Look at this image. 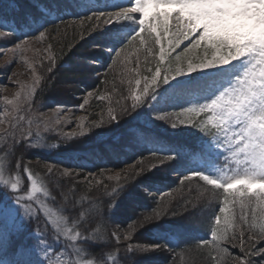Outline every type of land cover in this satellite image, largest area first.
<instances>
[{"label":"snow or ice","instance_id":"6c2138e0","mask_svg":"<svg viewBox=\"0 0 264 264\" xmlns=\"http://www.w3.org/2000/svg\"><path fill=\"white\" fill-rule=\"evenodd\" d=\"M130 4L131 6L117 5L118 10L99 9L73 16L74 19L96 20L106 26L126 27L122 22H129L128 26H134L126 33L117 34L120 40L119 50L112 49L117 58L126 48L135 46L137 51L143 48L155 59L158 48L159 59L154 71L151 68L147 69L151 73L150 77L143 79L133 77L136 90H133L132 79H129L128 94L131 97V104L121 105L119 112H116L114 106L109 107L106 123L118 125L122 117L137 112L145 105L151 108L160 95L162 85H170L173 80L182 76L197 80L200 89L197 94H202L203 102L181 107L180 115H186V119L177 116L174 120L167 111H153L152 118L169 122L172 128H176L179 123L180 126L193 127L202 133V137L197 140L198 147L194 155L199 156L213 169L214 160L221 155L220 149L230 154L224 156V159L233 161L234 168L225 164L224 169L228 171L224 169H214L211 172L192 171L184 176V180L198 177L207 185H211L212 189L222 190L225 194L218 211L220 214L226 212L227 214L214 216L210 230L211 240L201 242L205 247L210 245L211 251L216 253V256H211V252L209 253L214 264H218V259L231 260L233 264L237 260L240 264H253L251 259L246 258L251 249L246 251L243 244L248 242L254 247L257 238H264V222L259 221V218L264 217V207H261L264 204V0H131ZM32 7L44 13L48 12V8H41L36 0H33ZM83 7L95 8L90 3ZM168 8L174 11H161ZM8 9L10 12L20 10L16 0H9ZM24 17L36 23L33 21L31 11L25 12ZM59 20L61 23L64 22L63 18ZM0 27L5 29L0 31V37H4L6 32L15 35L19 30L16 17L8 19L4 13H0ZM91 27L92 25H89V28ZM37 31L38 35L24 34L16 48L22 49L29 37L42 41L46 35H51L47 27L40 26ZM185 41L189 43L184 46L182 54L175 56L177 66L173 68L171 55ZM50 49L51 46L49 51ZM47 59L49 63L46 71L51 73L58 57L50 54ZM166 60L169 61V67H163ZM135 62L139 68V56H136ZM146 62L150 63L147 59ZM112 63L116 65L118 60L114 59ZM33 73V86L25 90L29 103L37 90L36 85L44 79L42 75H35V69ZM133 73L137 76L142 75L136 69H132L128 74L131 76ZM193 73H197V77H193ZM213 74L219 79L213 80L210 84L209 80L212 79ZM177 83L180 81L177 80ZM5 101L7 104H13V101L8 100L7 97ZM79 107L82 108L83 105ZM7 119V116H3L0 118V123H4ZM103 123L105 122L101 121L95 126L99 127ZM43 131H52V129L45 127ZM136 134L147 135L142 130H136ZM4 136L5 144L0 145V151L5 155H11L18 144L25 147L37 146L38 140L34 142L33 138L41 136V129L38 127L33 132L29 127L19 130L18 135L16 132L11 135L5 132ZM66 138H74V134L73 137ZM8 140L11 141L10 144ZM180 151L184 152V149ZM152 155L160 161V164H167L176 159L177 152L161 150L159 153L153 152ZM21 161L22 157L16 161V169L21 168ZM159 166L153 163L147 171ZM129 168L130 171L121 170L124 174L123 180L121 173L108 177V180L117 181V186L105 188V194L109 197V211L116 206L115 198L146 171L138 165H129ZM23 171L27 174L29 184L25 189L26 195L19 194L21 192L19 172L14 179L5 178L3 166L0 165V188L10 192L18 206L14 208L6 200H0V264H61L60 256L69 249L76 253L77 258H69L63 261V264H116L119 248L115 252L108 253L106 261L81 258V253L86 250L77 245L95 243L98 237L95 236L94 231L85 234L89 233L88 228H84L81 232L80 225L75 220L69 227V216L54 212L50 207L41 204L38 193H42L45 197L51 195L41 174L34 173L28 165H23ZM72 174V170L65 167L59 177H55L54 168L46 166L43 175L48 176L55 186L61 189L59 195L63 202L74 204L76 202L70 200L69 196L70 194L75 196V187H69L64 191L59 183L61 178H71ZM229 196L233 198L231 209L226 208L229 204ZM52 200H55V197H52ZM254 200L256 208L252 207ZM237 204L240 210L239 216L236 214ZM41 214L45 217L44 229L48 227L52 229L49 234L51 242L40 225H36L29 235H25V221L32 223L33 220H39ZM164 215H167V212L163 208L154 209L151 214L130 224L123 237L124 240L129 241L124 246V251L129 254L147 255L165 250L166 244L131 243L135 231L154 223ZM237 224L240 225L239 231ZM112 237L119 244L120 236L116 232L112 233ZM29 239L35 242L29 244ZM233 240L240 243L241 250L246 253L244 257L233 256L228 248L223 246ZM62 241L64 244L60 249L54 247ZM252 254L264 257V249ZM259 264H264V261Z\"/></svg>","mask_w":264,"mask_h":264},{"label":"trees","instance_id":"16d2710c","mask_svg":"<svg viewBox=\"0 0 264 264\" xmlns=\"http://www.w3.org/2000/svg\"><path fill=\"white\" fill-rule=\"evenodd\" d=\"M89 1L93 0H36L41 8H48V12L44 13L32 7L33 0H16L20 8L19 12H10L8 9L9 0H0V13L7 15L8 19L16 17L19 29L17 32L19 33L25 29L39 30L40 26L47 27L51 31V35H46V37L54 41L56 48L52 55L58 59L51 73L46 71V66L40 67V74L44 79L35 92L38 103L39 100L40 104L45 106L73 103L77 101L75 95L91 88L95 89V94L93 93L95 97L96 94L103 96L108 93V105L114 106L116 112H119L121 105L125 103L130 105L132 102L128 94V81L135 76V73L131 76L128 73L132 69L142 72L149 64L146 59L149 61L153 58L143 48L137 51V47L129 46L119 58L114 54L109 60H106L102 46L119 42L120 40L116 39L117 34L126 33L134 26H128L129 22H122L126 27L121 28L119 25L106 26L96 20L74 19L73 16L83 14L82 8ZM54 5L56 7H53ZM27 11L32 12L33 21L36 23L24 17V13ZM60 18H63V23L60 22ZM98 24L99 26H97ZM89 25L92 27L89 28ZM5 36L9 41L15 37L8 32ZM119 46L117 50H119ZM136 56H139L140 59L139 68L136 66ZM114 59L118 60L116 65L112 63ZM92 61L101 64V71L98 74L95 72L98 66ZM48 63L47 61L46 64L48 65ZM125 64L126 66H124ZM70 75L76 79L70 88L71 91L67 97H64L63 93L55 92V89L57 83L64 81ZM113 88L116 89L112 90ZM95 97L90 98L88 103L90 107H94ZM117 101L119 103H116ZM145 107L146 105L138 109L137 112L122 117L118 125H110L105 122L85 134H74V138H66L73 137V134L56 132L53 128H50L52 131L47 132L41 129V136L33 138L34 142L38 140L37 146L25 147L18 144L12 150L11 155H5L3 151H0V163L13 179L19 172L21 181L19 194L26 193L25 189L29 186L23 165H28L34 173L41 174L51 193L48 197L44 196L45 205L69 216V227L75 220L79 223L81 232L84 231V228L89 229V233L85 234L94 231L95 236L98 237L95 243L79 244L86 250L84 256L87 259L106 261L107 254L115 252L119 248L116 264H121V262L123 264H139L141 260H146L145 264H214L211 256H216V253L211 251V246L205 247L203 244H199L193 235L198 232L204 234L210 232L214 222L212 216L221 206L225 194L222 190L212 189L211 185H207L198 177L191 180L183 178L177 181L176 176L173 175L178 173L188 161L189 151L195 147L197 134L200 132L193 127L190 128L192 130L184 128L183 131H178L160 120H155L150 125H144L140 122L139 116L140 113H144ZM34 125H30L34 129L33 132L38 128ZM136 130H142L147 135H137ZM8 143L10 144L11 141L8 140ZM4 144L3 133L0 134V145ZM152 146L154 149L155 147L159 148L158 151H155L158 153L161 150L176 151L177 157L172 162L160 164L158 168L147 171L152 163H160L152 155L153 152L149 151ZM180 149H184V152ZM21 157L22 166L20 169H16V161ZM128 163L143 167L146 171L115 198L116 206L111 211L108 210L109 197L105 194V188L117 186L115 179L108 180V177L94 176L89 180H78L84 173L120 168ZM46 166L54 168L55 177H59L60 173L57 174V172L60 171V168L67 167L72 171H78L76 177L59 180L64 191H67L69 187H75V196L70 194L69 198L76 203L62 201L59 195L61 189L57 188L48 176L43 175ZM168 188H171L174 194L171 201H164L166 195H161L159 199L154 198L152 191H162ZM148 190L150 191L148 192ZM213 193H218V195H213ZM52 197H55V200H52ZM228 199L229 204L226 208L231 209L233 198L229 196ZM0 200H6L14 208L18 207L14 203L12 194L3 188H0ZM164 202L167 203L164 204ZM158 205L159 208H163L167 212V215L135 231L136 240L142 243L166 244V249L141 255V257L138 253H126L124 246L127 242L121 241L117 244V241L111 236L113 225L123 222L132 224L143 216L151 214L154 209L159 210ZM252 207H257L255 200ZM261 207H264V204ZM226 214L227 212L217 213V215ZM236 214L240 215L238 204L236 205ZM198 215H203L204 220ZM259 221L264 222V217L259 218ZM44 222L43 214L40 215L39 220H33L32 223L25 221V235H29L36 225H40L51 242L49 234L52 229L51 227L44 229ZM239 228L240 225L237 224V231ZM28 241L33 242L32 239ZM60 246L61 244L54 245L57 249H60ZM228 263L230 260L219 261L218 259V264Z\"/></svg>","mask_w":264,"mask_h":264},{"label":"rangeland","instance_id":"374dc122","mask_svg":"<svg viewBox=\"0 0 264 264\" xmlns=\"http://www.w3.org/2000/svg\"><path fill=\"white\" fill-rule=\"evenodd\" d=\"M131 0H126L123 3V6H131ZM161 11H174L172 8L161 9ZM1 31V30H0ZM38 35V34H35ZM55 37V36H54ZM54 41L50 38H45L42 41H37L32 37L27 38V44L23 46L22 49H17L16 45L21 43L20 39H14L13 41H9L6 36L0 37V118L3 116H7V120L4 123H0V134L5 132H16L18 134L19 130L27 129L28 126L35 124L34 126L39 127L40 129L53 128L56 132L65 133V134H85L87 131H91L94 128H97L95 125L99 124L101 121L106 122L108 120V100L109 94L106 93L103 96H99L96 94L95 97V89H85L81 94L75 95L77 101L63 104H55V105H42L35 98V93L31 98V103L26 98L25 90L31 89L34 83V73L33 69H35V75L40 74V67L47 66L48 56L55 50L56 46L53 43ZM189 42L185 41L180 48L176 49L174 53L171 55V67L175 68L177 65L175 63V56L178 54H182V50L185 45ZM49 46L51 49L49 51ZM94 46V45H93ZM93 49L95 48L92 47ZM107 54H110V50H106ZM148 54V53H147ZM158 48L155 59H149L150 63L148 66L141 72L142 75H135V79H143V77H150L151 73L147 71V69L151 68L153 71L155 69L156 64L158 63ZM77 60V59H76ZM78 61V60H77ZM49 62V61H48ZM78 65V64H77ZM80 68V66H77ZM163 67H169V61L166 60L164 62ZM97 74L100 72L99 69L95 71ZM122 74V72H120ZM197 73H193V77H197ZM66 77V79L60 83H57V88L55 92L63 93L64 97H67V94L71 91L70 88L73 85L74 79L76 77ZM135 79L132 78V88L135 89ZM219 77L213 74L212 79L209 80L211 84L213 80H218ZM177 80L180 83H177ZM177 80H173L170 85H165L166 94H160L157 97V100L153 102L152 107L148 108V106L144 109V113H140L139 120L144 121L146 124H152L155 120L152 118L153 111H167L169 112L173 119L175 120L177 116H180V119H186V115H180L181 107H188L192 103L203 102L202 94H197L200 89L197 86V80L189 79L187 76H182L177 78ZM38 85H36L37 89ZM142 87V85H141ZM113 88L112 90H115ZM36 92V91H35ZM91 93V95H89ZM94 93V94H93ZM99 96V97H98ZM5 97L8 100H12L13 104H7L5 101ZM91 97H95L94 107H90L88 105ZM168 97V102L163 103V99ZM85 100L87 103H85ZM38 103V104H37ZM57 105H61L63 107L57 108ZM83 105V107H79ZM195 119H199L200 117H194ZM168 125L169 122L164 121ZM178 123V122H177ZM179 124V123H178ZM83 126V127H81ZM31 127V126H30ZM189 129L192 127L180 126L178 125L176 129L179 131H183V129ZM32 130H34L31 127ZM197 130V129H196ZM36 131V129H35ZM186 131V130H185ZM227 146L225 145V148ZM221 155L219 157H224L229 155L226 153L224 149L219 150ZM153 164V163H152ZM154 164H157L154 162ZM0 165H2L0 163ZM129 165H134L133 163H128L120 168L113 169H104L99 172H87L84 173L78 180L82 179H90L91 177L101 176L109 177L115 176L116 173H121V177L124 176L122 169L131 170ZM160 165V163H158ZM230 168H234L235 164L231 161ZM4 169V168H3ZM64 168H60V171L57 172L59 174L63 171ZM224 169V168H223ZM228 171V169H224ZM75 171V172H74ZM72 171V176L76 177L78 173L77 170ZM229 174H231L229 172ZM11 174H9L6 170H4V177L11 178ZM150 190H148L149 192ZM21 195H26V193H22ZM155 199H159L161 195H166L164 201H171L173 197V192L171 188L166 190L155 191L153 194ZM39 201L41 204L45 205L44 195L42 193H38ZM15 203V202H14ZM136 201L134 204L136 205ZM167 202H164V204ZM46 206V205H45ZM48 207V206H47ZM52 209V208H51ZM52 211L57 212L52 209ZM202 220H204L203 215H198ZM130 224L128 223H115L112 227V232H116L120 236V241H125L129 243V241L124 240V235L126 234V230ZM247 235V232H245ZM137 234H133L131 243H142L141 241L136 240ZM113 238V237H112ZM140 238V235H139ZM115 240V239H114ZM141 240V238H140ZM116 241V240H115ZM64 244V241L61 242V246ZM80 247L79 245H77ZM225 246L228 248L229 253L233 256L244 257L246 255L245 251L241 250V245L238 241L233 240L229 243H226ZM224 246V247H225ZM81 248V247H80ZM243 248L248 251V255L246 258L252 260L253 264H259V262L264 261V257L259 254L253 255V252H257L259 249H264V238H257L254 247L251 246L248 242L243 244ZM137 254V253H136ZM139 254V253H138ZM141 257V254H139ZM76 259V253L69 249L64 255L60 256L61 264L63 261L67 259ZM81 258L87 259L84 256V253H81ZM139 264H145L146 260L139 261ZM233 264V261L230 260V263ZM234 264H240L237 260Z\"/></svg>","mask_w":264,"mask_h":264}]
</instances>
